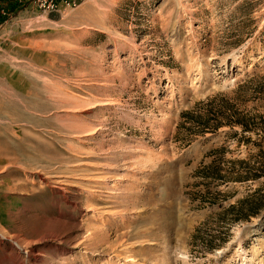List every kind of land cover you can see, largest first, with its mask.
<instances>
[{"label":"rangeland","instance_id":"rangeland-1","mask_svg":"<svg viewBox=\"0 0 264 264\" xmlns=\"http://www.w3.org/2000/svg\"><path fill=\"white\" fill-rule=\"evenodd\" d=\"M261 77L264 0H0V264H264V209L224 214L264 177L195 175L257 149L238 127L175 136L218 93L264 114L235 92Z\"/></svg>","mask_w":264,"mask_h":264},{"label":"trees","instance_id":"trees-1","mask_svg":"<svg viewBox=\"0 0 264 264\" xmlns=\"http://www.w3.org/2000/svg\"><path fill=\"white\" fill-rule=\"evenodd\" d=\"M248 90L254 91L251 93L252 96L250 95L252 99L264 100V77L244 81L237 86L235 92L240 96ZM230 99L231 97L227 94L218 93L205 100L197 101L192 108L180 113L175 134L176 139L185 146L197 136L215 132L221 127L226 126L230 129L238 127V130H233L231 136L236 138L239 144L251 145L257 149V152L247 159H226L224 146L210 150L208 153L210 161L201 164L195 170V175L203 182L207 181L215 185L227 186L230 183L248 181L253 183L264 177V114L253 112L251 109L238 110ZM208 190L207 188L204 191L203 196L211 199L208 203H217L218 199L214 198L215 196ZM262 209H264V186L260 185L226 207L224 210L226 223L230 225L239 220H248ZM226 227L225 230H228V226ZM221 233L223 231L203 236L199 228H196L192 234V244H200L203 249L212 250L226 240Z\"/></svg>","mask_w":264,"mask_h":264},{"label":"bare ground","instance_id":"bare-ground-1","mask_svg":"<svg viewBox=\"0 0 264 264\" xmlns=\"http://www.w3.org/2000/svg\"><path fill=\"white\" fill-rule=\"evenodd\" d=\"M89 134V133H88Z\"/></svg>","mask_w":264,"mask_h":264}]
</instances>
